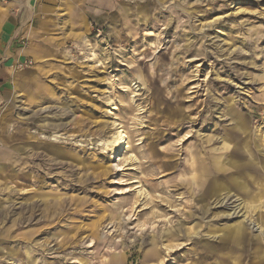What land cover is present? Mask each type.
Masks as SVG:
<instances>
[{
	"label": "rangeland",
	"instance_id": "1",
	"mask_svg": "<svg viewBox=\"0 0 264 264\" xmlns=\"http://www.w3.org/2000/svg\"><path fill=\"white\" fill-rule=\"evenodd\" d=\"M23 1L0 0V264H264V0Z\"/></svg>",
	"mask_w": 264,
	"mask_h": 264
},
{
	"label": "bare ground",
	"instance_id": "2",
	"mask_svg": "<svg viewBox=\"0 0 264 264\" xmlns=\"http://www.w3.org/2000/svg\"><path fill=\"white\" fill-rule=\"evenodd\" d=\"M33 1L34 0H24L23 1V4L27 6L28 10L31 11L32 13L34 12V9H33ZM222 18V17H221ZM62 29V28H61ZM69 34V33H68ZM77 39V38H76ZM66 42V41H65ZM77 42V41H76ZM81 42L83 44H86L87 41L85 40V38H83L81 40ZM32 55V54H31ZM95 55L92 54V57H94ZM240 130H242L240 128ZM124 130L122 131H118L113 137L111 140L109 141H106L104 144H103V148L104 150H108L111 152V154L113 156L117 155L120 151L125 150V154L124 155H121L120 156V161H122V164L123 163H128V161L131 159V158H128L127 155H126V150L129 149V145L127 143V135L124 134ZM128 146V147H127ZM127 147V148H126ZM120 169H123V165L120 167ZM193 171H197L196 169H193ZM238 181H240V178H237ZM260 186V185H259ZM263 186V185H262ZM219 187V186H217ZM261 187V186H260ZM220 188V187H219ZM244 188L245 189H248V187L246 185H244ZM227 190V189H226ZM228 191V190H227ZM139 192H141L139 190ZM230 193V191H228ZM259 196V197H258ZM252 200H249V203L248 205H250V208L254 211L256 210H260L262 211V206L260 205L261 204V200L263 199V194L262 195H257V196H254L252 198H250ZM248 208V207H247ZM248 210V209H247ZM259 211V212H260ZM250 213V212H249ZM258 225V231L260 232V235H262V233L264 232V219H262L261 222H259V224H256V226ZM235 229V231H234ZM225 230V229H224ZM234 231L236 233L235 237H237L238 239H242V236H243V233H244V227H243V224L242 226H236L235 228H232V227H229L228 229H226L224 232H223V235L227 236L229 234H231L230 232L231 231ZM222 235V236H223ZM224 236V237H225ZM264 236V235H263ZM260 239V236L258 237ZM174 248H176L175 246L174 247H167V251H172L174 250ZM261 259L264 260V250L261 251Z\"/></svg>",
	"mask_w": 264,
	"mask_h": 264
},
{
	"label": "crops",
	"instance_id": "3",
	"mask_svg": "<svg viewBox=\"0 0 264 264\" xmlns=\"http://www.w3.org/2000/svg\"><path fill=\"white\" fill-rule=\"evenodd\" d=\"M25 6V10L30 14V12H29V10H28V8H27V6L26 5H24ZM34 7V6H33ZM66 8H65V10L67 11V10H69V8H70V4H68L67 6H65ZM34 11H35V9H34ZM56 11V10H55ZM59 11L61 12V15H60V18H65V22L63 21V24H62V26L61 25H59V26H52L53 28H57L58 27V29L59 30H61L62 31V33H63V35H62V38H61V40L62 41H66V40H68L69 38L71 39V38H77L78 39V37H79V35H81V34H83L82 32H74L73 31V29H70V27L68 28V26H69V23H70V20H69V13L68 12H65V11H63V9H59ZM52 12V10H50V9H48V8H45L44 9V13H46V14H52L51 13ZM33 17H36V15H35V12H34V16ZM33 17H31V15H30V18H33ZM46 25H48V21H45V19H44V21L42 22V25H41V27H47ZM6 26H9V25H6ZM49 27H51V26H49ZM11 27H9L8 29H10ZM62 28V29H61ZM20 31H22V29H20ZM8 32H11L10 30H8ZM7 33V32H6ZM69 33V34H68ZM34 35H38L37 33H35ZM35 47H33L29 52H26L25 54L23 53V55H30V56H32L33 58H35V59H40V55H38L36 52H35V49H36V47H37V45H36V42H35V45H34ZM6 51H9L10 52V55H11V58H5V61L7 62L9 59H13L11 62H9L8 64H7V66L5 67H2V69H1V72L4 74V75H6V73L8 72V73H10V69H11V67H12V65H13V63H14V61H15V58L17 57V56H19V55H22V54H20V53H15V50H13V47H11V46H9V48L6 50ZM9 54V53H8ZM32 54V55H31ZM43 57H45V55H43ZM10 67V68H9ZM9 75V74H8ZM31 97V95H29V97H27V98H30Z\"/></svg>",
	"mask_w": 264,
	"mask_h": 264
},
{
	"label": "built area",
	"instance_id": "4",
	"mask_svg": "<svg viewBox=\"0 0 264 264\" xmlns=\"http://www.w3.org/2000/svg\"><path fill=\"white\" fill-rule=\"evenodd\" d=\"M32 64H33L32 60H25V61H22V62H17L16 66H15V70L16 71H22L25 68L31 66Z\"/></svg>",
	"mask_w": 264,
	"mask_h": 264
}]
</instances>
